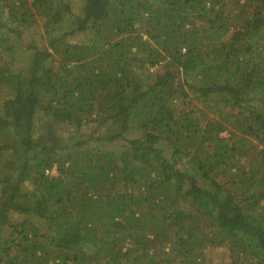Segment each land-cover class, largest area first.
Instances as JSON below:
<instances>
[{"label": "trees", "instance_id": "1", "mask_svg": "<svg viewBox=\"0 0 264 264\" xmlns=\"http://www.w3.org/2000/svg\"><path fill=\"white\" fill-rule=\"evenodd\" d=\"M225 261L264 264V0H0V264Z\"/></svg>", "mask_w": 264, "mask_h": 264}, {"label": "rangeland", "instance_id": "2", "mask_svg": "<svg viewBox=\"0 0 264 264\" xmlns=\"http://www.w3.org/2000/svg\"><path fill=\"white\" fill-rule=\"evenodd\" d=\"M69 1H71V3H73V4H75V3H77L78 2V0H69ZM23 39H27V35L25 36V37H23ZM190 95L193 97L194 95H192L191 94V92H190ZM196 95V94H195ZM195 104H197L200 108H203V107H205L202 103H200V102H198V101H193ZM228 112V109H224L222 112H220V113H218L217 112V114L216 113H211L210 114V116L212 117V118H215V119H219V120H221V118L222 117H224L225 115H226V113ZM233 112H236V111H233ZM223 136H228V133H224L223 134ZM225 264H230L229 262H227V261H225L224 262Z\"/></svg>", "mask_w": 264, "mask_h": 264}]
</instances>
